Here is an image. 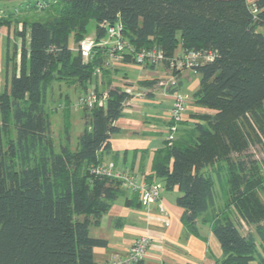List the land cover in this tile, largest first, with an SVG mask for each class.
<instances>
[{"label": "trees", "instance_id": "trees-1", "mask_svg": "<svg viewBox=\"0 0 264 264\" xmlns=\"http://www.w3.org/2000/svg\"><path fill=\"white\" fill-rule=\"evenodd\" d=\"M49 5L47 17L22 21L16 31L20 57L12 60L0 90V264H95L93 248L106 243L90 237L89 228L124 190L120 180L94 168L110 149V136L118 131L114 122L128 96L109 86L103 102L84 108L75 148L69 146L68 122L65 143L56 150L46 111L47 91L55 82L84 93L93 84L98 92L95 70L102 66L103 50L94 47L85 60L70 47L71 39L83 40L91 19L96 40L105 35L101 23L120 22L123 38L136 50L158 47L169 57L178 51L213 53L210 61L194 66L200 83L192 98L214 113L177 124L174 139L154 151L152 176L165 189L180 192L176 204L190 234L200 236L198 224L210 225L222 252L213 264H264L259 196L264 175L252 150L264 145V0H55ZM11 16L0 24H9ZM69 110L67 99L65 117ZM10 125L14 136L5 144ZM232 212L250 227L245 234Z\"/></svg>", "mask_w": 264, "mask_h": 264}, {"label": "crops", "instance_id": "crops-1", "mask_svg": "<svg viewBox=\"0 0 264 264\" xmlns=\"http://www.w3.org/2000/svg\"><path fill=\"white\" fill-rule=\"evenodd\" d=\"M246 1L248 4H253L256 0ZM8 11L1 9L0 19L7 18ZM15 11L19 9L16 8ZM21 29L22 22L17 23L13 31H11V23L0 24V80H2V85L11 74L12 60L16 62L19 60L21 38L16 35V31H21ZM28 42L29 29L26 28L24 42L26 50ZM71 45L70 43L72 48ZM96 47L104 52L102 66L95 70L96 85L99 86L103 82L105 93L109 86H117L128 96L124 103L122 116L114 122L118 131L111 134L110 149L103 154L102 163L113 162L116 170L135 173L146 183L159 185L161 192L154 203L147 206L141 203L131 206L127 204V200H135L139 203L138 196L123 187L124 193L112 203L109 210L102 215L99 223L89 228L90 237L106 242L104 246L93 248L94 263L106 264L110 259L125 257L135 238L148 235L151 242L144 258L146 262L213 264L222 257V252L210 225L198 224L200 236L190 234L181 222L182 208L176 204V198L180 192L177 188L165 189L163 182L153 177L151 171L154 151L164 145L168 134V114L174 97L176 94H188L192 97L199 88V74L188 68H172L167 61L140 66L132 60H114L109 56L108 46ZM177 54H180V51ZM171 77L175 78L174 86L158 84L160 81H169ZM102 78H104L103 81ZM72 86L81 90L76 85ZM90 87L94 88L93 84ZM67 91L68 89L65 90L63 106L67 99L69 101L72 99ZM70 107L74 108L71 102ZM213 113L212 110L194 105L191 99L186 112L182 115V122L190 124L195 121L194 116L197 114ZM82 124L84 125V121ZM149 176L152 178L147 181L146 178ZM244 226L247 225L244 224Z\"/></svg>", "mask_w": 264, "mask_h": 264}, {"label": "built area", "instance_id": "built-area-1", "mask_svg": "<svg viewBox=\"0 0 264 264\" xmlns=\"http://www.w3.org/2000/svg\"><path fill=\"white\" fill-rule=\"evenodd\" d=\"M101 26L105 32L104 37L99 40L93 38L79 43L78 52L84 59L91 57L94 47L96 46H108V53L111 59L123 60L126 56H129L135 64L140 66L167 61L172 68H188L194 70V66L201 64L202 62L210 61L213 58L212 52L201 53L190 51L169 57L158 47L136 50L123 38V26L120 22H115L114 24L103 22L101 23ZM158 84L160 86H166L169 84L174 86L175 78L171 77L169 81H160ZM105 98V92L100 94L91 89L78 96L72 105L74 107L90 109L95 104L103 102ZM191 99L193 98L188 94L175 95L168 114L169 126L167 127V141L171 142L174 139L177 124L182 121V115L186 112L187 105ZM94 172L100 176H108L120 180L122 187L136 194L142 205L147 206L154 203L160 196L161 191L159 185L146 183L143 179H139L135 173H125L116 170L113 162H106L97 165L94 168ZM150 242L151 240L148 235H140L134 239L128 254L125 257L110 259L106 264H135L138 260L145 258Z\"/></svg>", "mask_w": 264, "mask_h": 264}, {"label": "rangeland", "instance_id": "rangeland-1", "mask_svg": "<svg viewBox=\"0 0 264 264\" xmlns=\"http://www.w3.org/2000/svg\"><path fill=\"white\" fill-rule=\"evenodd\" d=\"M52 1H55V0H0V10L7 9L9 10L7 13L12 14L10 23H11V31H13L17 23H20L22 21L29 22V21H34V20H42L45 17H47L48 14L50 13L48 10H50L51 7H53L49 5L51 4ZM16 8H18L19 11H15ZM45 8L47 10L44 11ZM95 28H96L95 21L93 19L89 20L86 26V33L82 41H87V40L95 38L94 37ZM70 43L72 44L71 45L72 49L74 51H78L79 44L73 43L72 39L70 40ZM1 76H2V73H1ZM103 80L104 78H102V81ZM0 81H1L0 83V90H1L3 87L2 85L3 83H2V80ZM94 83L96 85V80ZM102 83L99 85L100 87L98 86L97 88V91L100 94L104 93V90H105ZM66 89H68L67 92L71 94L72 99L69 102H71L72 104L76 101L78 96H80L81 94H84L83 91L79 90L76 87L73 88V86L66 85L65 83H59V82L53 83L52 86L47 91L46 111L49 113V116H50L51 132H52V137L55 141L57 151L59 150V145L65 143L64 128L68 122H71L69 131H68L69 132L68 135L70 138L69 146L71 148H75L77 146V136L82 130V127H83L82 123L84 121L83 118H84L85 110L83 107H74L72 105V107L74 108L70 107L72 111L70 112L69 110V113L66 114L67 118L65 117V114L63 111V102H64ZM89 89H93V87H90ZM59 104H62V107ZM13 136H14L13 126L10 125L8 128V131L3 135L4 143L7 144L11 139H13ZM252 150L254 151L253 154L256 156L257 160H259L261 165L263 166L262 173L264 175V145L257 144L252 148ZM263 182H264V177H263ZM215 190H217L216 195H215L216 206L221 207L223 205V198L219 190V187L217 185H215ZM259 196L264 202V194L260 193ZM231 216L235 220V223L238 225L240 231L243 234H245L250 229L249 226L245 227L243 222L239 223L236 220L235 218L236 215L234 212L231 213Z\"/></svg>", "mask_w": 264, "mask_h": 264}]
</instances>
